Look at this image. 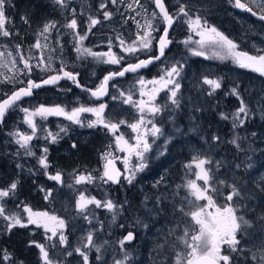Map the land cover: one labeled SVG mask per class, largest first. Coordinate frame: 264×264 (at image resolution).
I'll list each match as a JSON object with an SVG mask.
<instances>
[{"label": "rangeland", "instance_id": "1", "mask_svg": "<svg viewBox=\"0 0 264 264\" xmlns=\"http://www.w3.org/2000/svg\"><path fill=\"white\" fill-rule=\"evenodd\" d=\"M218 2L219 0H164L170 14L175 15L180 4L183 3L187 5V10L193 17L199 15L203 18L205 15L214 25H222L224 27L222 32L238 44L239 50L255 55L258 54V49H264V24L261 25L258 21L252 22L225 5L224 10ZM244 2L248 3L249 0ZM65 3L66 7L63 9L66 16L55 23L56 27L51 30L47 40L53 44L52 50L39 51L34 48L37 51L34 53V50L29 48L25 54H22L24 49L20 48L19 54L16 50L9 58L8 51L4 48L0 49V52H4L0 65H6V67L0 66V85H5L3 81L9 78L18 80L21 73L25 71L23 63L20 62V56L25 59L31 57L29 62L34 66L31 72L36 80L53 74L63 67L68 72L80 73L81 85L93 89L99 85L107 72H115L123 63L136 61L139 57H149L152 53L162 28L159 19L152 21L156 26V30L153 31V37L156 39H153L151 50L128 55L121 50L120 46V40H124L125 45H128L136 40L137 35L142 34L143 29L138 28L137 25L143 26L146 20L151 19L154 11L152 0H139V5L134 0H122V2L118 0L116 5L112 4V0H65ZM81 4L84 5L83 9ZM101 4H105L106 8L101 10ZM129 4H132L134 10L128 9ZM255 10L259 12L258 8ZM103 11L112 13L111 18L105 20ZM89 16L100 21L90 32H88ZM72 19L78 22L77 31L81 30L82 34L87 32L83 47L90 48L94 52H107L111 47V51L116 56L124 57L121 63L112 65L98 62L92 57L78 58L79 55L76 50L73 52L72 47L66 51L71 35L74 37L73 45L76 47L75 35L64 27ZM184 19L183 16L175 19L169 36L172 43L162 61L151 67L152 69L145 70V73L139 72L126 76L125 80L118 83H111L103 102H92L88 97L87 100L69 92L68 89L52 88L39 91L34 99L25 101L21 105L17 104L10 110L13 116L0 130V156L12 160L25 159L23 166L16 168L20 171L18 174L22 175V181L23 178L26 181L31 176H37L40 179L42 176L46 179L45 184L35 182L33 187L29 188L33 194L39 196L34 198L31 208L63 219L65 221L63 234L67 237V243L61 246L58 236L53 237L52 241L46 240L43 228H36L34 225H29L28 228L16 227L8 233L5 231L6 222L2 218H0L1 238L7 239L18 235L26 239L27 244L32 240L44 244L55 264H83V258L74 251L77 247L87 253L89 264H116V261H123L124 264H175L176 253L186 251L177 237L182 235L186 225L191 223L190 217L185 216L184 213L193 210V205L189 203L193 198L189 196L185 185L188 180L195 179L196 169H189L186 166L192 163L193 157L198 156L211 161L206 167L210 170L212 177L210 184L215 191L210 194L219 205L228 203L225 197L232 192L233 187L240 193L231 203L238 209L237 214L242 215L249 224L238 235L241 241L238 246L240 250L231 254L234 257V264H264L262 259L264 257V120L261 121L264 115L259 113L258 109L261 108L248 107L249 115L245 118L244 125L234 129L231 116L238 109L240 102L230 92L238 76L243 73H252L259 79L257 89L263 98L262 106H264V77L240 69L230 60L221 61L213 57L212 52L215 49H205L208 59L204 56H192L188 48L197 46L195 44L186 46L182 43L190 35L187 25L183 22ZM192 38L199 39L194 35ZM40 41L47 42L42 37ZM38 58L44 59L45 63H48L50 59L53 71H41L45 65L39 64ZM12 60H15L16 67L10 72L8 68L12 66ZM177 62L183 65L180 75L175 77L180 84L177 93L179 106L171 104L170 92L167 89L157 95L154 103L162 110L155 116H146V120H152L161 129V134L157 137L147 136L151 147L145 153L143 162L146 167L143 171L136 173V178L131 184L122 176L120 188L109 191L107 189L109 184L100 179L105 163L101 157L108 152L112 153L113 159L119 157L120 159H115V165L123 173L125 167L123 157L126 154L116 150L115 135H123L134 144L136 134L128 125L140 119L139 110L132 104L123 103L124 97H121L120 93L123 92L125 96L131 95L133 101L146 100L147 97L140 96L141 85L138 81L141 78L146 81L158 79L165 69ZM205 77L219 79L221 82V88L211 96L208 95L209 87L203 83ZM25 82L21 83V86ZM146 87L151 89L152 85ZM6 94L1 91L0 86V99ZM100 104L106 105L104 110L106 120L113 123L125 121L124 124H120L116 134L109 133L107 129L100 126L81 127L59 116H49L47 119L35 117L38 130L30 142V149L34 153L32 156L20 149L11 135L14 131L31 134V129L24 123L25 113L21 111L22 108L32 111L41 105L46 107L59 105L66 111H71L80 106L98 107ZM221 113L229 119H221ZM82 119L86 125L87 121L95 117L90 113H84ZM151 127V124L146 123L142 131L150 130ZM61 128L66 131L61 132ZM92 131L104 134L107 139H110V143L106 146L107 150L105 149L97 157L100 160L99 170L88 174L95 178L93 182L76 185L73 177L80 173L71 169L62 172L64 174V176L62 174V184L49 180L44 174L45 169L38 163L39 158L46 155L51 168L50 159L53 161V158L64 157L63 151L56 149L57 146L61 148L58 140L67 141L68 148L75 150L72 147V141L76 139L85 141L90 135L89 132ZM49 132L53 135L59 134L56 142H50L46 138ZM225 135H229L230 138L225 139ZM213 136H218L219 140L213 141ZM235 136L240 137L237 141L240 149L229 142ZM46 146H48V152L45 154L43 149ZM50 150L54 152V157ZM139 163L141 161L133 155L129 168L134 170ZM51 169L48 173L55 174L56 172ZM198 183L203 184L202 181ZM47 192H51V195L45 200ZM81 192L86 197H94L100 201L111 200L116 205V220H112V212L97 208L95 205H89L86 213H79L76 210V200ZM11 196L0 201V205H3L8 212L12 201H10ZM199 203L205 204L206 201ZM17 208L15 212L23 214L22 208L21 210ZM85 215L88 219L84 218ZM90 232L93 235V246L84 248L83 245L87 242L86 237ZM126 232H132L134 239L131 244L121 246L120 241ZM97 247L100 248L99 253L96 251ZM36 250L37 255H40L39 250L37 248ZM1 252L0 250V255H2ZM68 252L73 254L68 256ZM97 257L100 258L97 259ZM3 263L5 262L0 257V264Z\"/></svg>", "mask_w": 264, "mask_h": 264}, {"label": "snow or ice", "instance_id": "2", "mask_svg": "<svg viewBox=\"0 0 264 264\" xmlns=\"http://www.w3.org/2000/svg\"><path fill=\"white\" fill-rule=\"evenodd\" d=\"M56 5L61 8L66 7L65 0H53ZM118 0H112V4L116 5ZM122 2V0H120ZM134 2L139 5V0H134ZM233 7L240 9L245 12L251 13L252 16L257 17L259 20L264 21V0H249L248 3L244 0H229ZM155 8L158 9V13L153 11L151 19L145 21L143 26L137 25L138 28H142V34L137 35L136 40L131 44L125 45L124 40H120L121 50L128 55H136L140 51H148L153 47V31L156 30V26L153 24V20L159 19L163 24L162 34L158 37V54L152 55L147 59H137L135 63H129L122 70L117 72H110L108 75L104 76L101 83L94 89L91 90L90 94L96 99H100L108 92V83L110 80L114 79L116 76H124L125 73L132 72L136 73L139 69L147 68L154 61L160 60L161 57L165 56V49L169 47L172 41L169 39V29L172 28L174 20L178 19L180 16L185 17L184 23L187 25L189 30V37L182 41L186 46L195 44L197 47H189L188 51L192 56H204L205 59L209 57L206 55L205 49H215L212 52V56L224 61L230 60L236 67L240 69H245L253 73H257L264 77V49H258V54H249L246 51L239 50V46L232 39L226 36L223 32L219 31L215 26L209 25L203 18L199 15L193 17L189 14L187 10V5L181 3L177 13L175 15L170 14V12L165 7L164 0H153ZM7 0H0V37L8 38L12 35L9 31L7 25L11 22L6 16L5 7ZM129 10H134L132 4L128 6ZM101 10L106 8L105 4L100 5ZM259 9V12L255 9ZM112 13L109 11H103V17L105 20L111 18ZM21 19L24 23H28L26 16H22ZM88 32L100 23V21L94 17L89 16ZM56 27L55 22H48L44 25L42 30L39 32V36L43 38L44 41L49 39L51 30ZM67 29L71 30L75 35L76 47L75 50L80 57H92L94 60L104 64L118 65L124 57L116 56L112 51L111 47L107 52H94L90 48L83 47V42L87 39V32L80 34L77 32L78 22L76 19H72L70 22L64 25ZM193 35L199 37V39L193 40ZM36 50L43 51L48 48L46 43H41L40 39H37L35 44L31 46ZM17 53L20 52V46H16ZM4 57V52H0V59ZM8 57H12V53L8 52ZM25 57L20 56V62L24 65V72L21 74L30 75L31 69L34 67L30 64L29 60ZM39 64L45 65L41 68V71L50 72L53 71L51 67V62L49 59L48 63L45 60L38 58ZM6 67V65H0ZM16 67L15 60H12V66L8 68V71H13ZM183 65L177 64L172 65L170 68L164 70L163 75L158 79H153L146 81L141 78L138 82L141 85L140 96L147 97V99H141L139 101H133L131 95L125 96L123 92L120 93L121 97H124L123 103L132 104L139 110L140 119L128 125L132 132L135 133V143L132 144L129 140L125 139L123 135H115V145L116 150L125 153L123 157L124 172L122 173L115 165V159H120L116 157L111 158L112 153H105L101 158L105 161L103 165V174L100 179L104 182L110 181L113 184L119 183L121 177L126 180L129 184L133 182L136 178V173L143 171L146 164L143 162L145 159V153L150 150V143L147 140V136L151 135L157 137L161 134V129L157 127L152 120L147 119L146 116H155L162 109L157 106L154 102L157 95L164 90L170 92L169 100L171 104L179 106V101L177 99V93L180 89V84L175 80V77L180 75V70ZM62 73V76H61ZM62 78H66L76 84V87H81V85L76 80V75L71 72L65 71L61 67L55 75H50L48 78L43 79L40 83L34 82L32 79L27 80V86L21 87L19 90L13 91L7 98L0 101V122L3 121L5 115L9 109L14 108L17 102L23 97L31 96L32 90L40 88L42 85H55ZM11 80V78H9ZM9 80L3 82L7 83ZM24 83V81H19ZM203 83L207 85L210 89L208 95H213L218 89L221 88V82L219 79H210L205 77ZM147 85H152L151 89H147ZM171 86V88L169 87ZM85 91H88L85 89ZM231 95L235 96L239 100V107L232 114L231 119L233 120V128L242 127L245 123V118L249 115V108L241 94L238 91V87H233L231 90ZM115 98V97H114ZM106 105L100 104L98 107H86L80 106L73 108L71 111H66L64 107L56 105L51 107L39 106L34 110L30 111L27 108H22L21 111L25 113L24 123L31 129V134L22 133L20 131H14L11 135L14 141L19 145L20 149L25 150L26 154L29 156L34 155L30 149V142L35 137L38 125L35 122V117H40L41 119H47L49 116H59L63 117L65 120L70 121L72 124L80 125L81 127L87 126L88 128H95L97 126L103 127L108 130L109 133L116 134L119 131L120 124H124L125 121H119V123H113L105 119L104 110ZM90 113L95 117L93 120L87 121L86 125L82 119V114ZM221 119H229L228 116L221 113ZM151 124L150 130H143L145 124ZM61 132L66 131V129L61 128ZM58 135H53L51 132L48 133L47 139L50 142H56ZM213 141H218V136H213ZM240 139L239 136H235L231 141V144L240 149V145L237 141ZM73 148L76 147L75 144L72 145ZM43 152L46 154L48 149L45 147ZM135 155L141 163H139L134 170L129 168V164L132 156ZM39 165L45 169V176L51 181L56 183H63L62 174L58 171L55 174L48 173L47 169L49 164L47 161V156L42 155L38 160ZM211 163L210 160L206 158H199L198 156L193 157L192 163L187 165L189 169L195 168L194 173L195 179L188 180L185 188L188 191L189 196L193 198L189 201L193 205V210L185 212V216H189L191 223L186 225L183 234L178 236L177 239L181 242L183 247L186 249L185 252H177L175 264H234V257L232 253H236L238 246L241 241L238 239V235L243 231L245 226H248L249 222L245 220L242 215H238V209L231 203L233 198L239 196L240 193L233 187L231 193L227 194L225 199L228 203L225 205H219L213 196L210 194L215 191L211 187V175L210 170L206 167ZM239 167V166H238ZM74 183L80 185L83 183H92L95 179L91 175H74ZM202 181L203 184L198 182ZM223 183V181H221ZM17 182L13 181L7 188L0 189V201L5 198L10 197L15 193L17 189ZM43 191V189H41ZM51 192L45 194V200L49 198ZM206 201L205 204L199 202ZM89 205H95L97 208H104L108 212L113 213L112 220H116L115 209L116 205L111 200L100 201L94 197H86L83 192L80 193L78 199L76 200V210L79 213H86ZM22 208V213L12 212L9 213L7 209L0 205V218H2L5 224V231L11 233L16 227L28 228L29 225H34L36 228H43L45 232V239L52 241L53 237H59L60 245L63 246L67 243V237L63 234V229L65 228V221L60 219L55 215H50L48 212L34 211L31 207L25 204L18 205ZM26 214V215H24ZM88 219V216H84ZM139 223V221H137ZM50 233V235H48ZM134 239V234L129 232L120 241L121 246L127 242H131ZM86 243L83 245L84 248H90L93 246V235L90 232L86 237ZM29 247L34 246L39 250L40 260L42 264H55V261L49 255L48 248L41 243L34 240L29 241ZM53 246H55L53 244ZM163 247V245H161ZM75 253L83 258V264H89V258L86 252L82 251L80 247H77ZM96 251L99 253L100 248L97 247ZM73 253L68 252L67 255L71 256ZM100 257H97L99 259ZM5 264L12 259L7 251L4 252L2 257ZM127 259V257H125ZM264 259V257H262ZM20 264H23L21 261ZM116 264H124L123 261H116Z\"/></svg>", "mask_w": 264, "mask_h": 264}, {"label": "trees", "instance_id": "3", "mask_svg": "<svg viewBox=\"0 0 264 264\" xmlns=\"http://www.w3.org/2000/svg\"><path fill=\"white\" fill-rule=\"evenodd\" d=\"M218 3L219 6L223 7V9L225 6H227L231 10H233L232 5L229 1L219 0ZM81 8L82 9L84 8L83 4H81ZM5 12H6V16L11 21L7 25V27L9 31L12 33V35L8 38L0 37V49L4 48L8 52H11L12 54L16 52L17 45H19L20 48L24 49V52H21L22 54H25L29 48L33 49L34 53H36L37 51L31 46L35 44L37 39H40L39 32L44 27V25L48 22L57 23V21L61 17L66 16L65 9L61 8L59 5H56L53 2V0H7ZM240 15L247 17L252 22H256L251 18H249L247 15H244L243 13ZM22 16L27 17L28 23H24V21L21 19ZM80 17L84 19L83 16ZM203 20H205L209 25L215 26L221 32L222 29H224L222 25L219 24L214 25V23H212V21H210L205 15L203 16ZM258 23L261 25L264 24L263 22H259V21ZM254 25L255 24H253V26ZM77 32L82 34L81 30ZM69 39L71 41H69L70 43L66 47L68 50L66 51H69L70 48L72 47L74 52L75 46L73 45L74 44L73 35H71ZM46 44L48 45V48L46 50L47 51L52 50L53 44L48 41L46 42ZM153 53H154V49L152 50V53L149 56H151ZM77 55L80 54L77 53ZM141 58H145V57H139L138 59ZM131 62H134V60ZM131 62H127V63H131ZM127 63H123L122 66ZM155 65L156 64L152 65V68ZM74 73L78 74L79 83H80L81 74L78 73L77 71H74ZM32 74H33L32 72H30V75L21 74L18 77L19 78L18 80L17 79L9 80V82L5 83V85H0L1 91L5 93H9L15 88L21 86V83L19 81H27L28 79L36 80V78L33 77ZM118 82L120 81H116L113 83H118ZM258 83H259V79L257 76H255L252 73H243L241 76H238L236 78L234 87H238L239 93L241 94L242 98L244 99V101L246 102L249 108L257 106V108H261L258 109L259 113L261 115H264V109L262 108L264 107L262 106L263 98L257 89ZM54 88L63 89V90L68 89L69 92L80 95L81 97L88 100L87 95L76 91L71 87L70 84L61 83ZM38 93L39 92L35 93L32 99H34ZM23 103H25V101L17 102L18 105H21ZM219 105L222 106V104ZM10 110L11 109H9V111L5 115L3 121L0 122V130H2L4 123L7 122V120L11 118V116H13V114L10 113ZM220 110H222V107H220ZM223 110H225V106H223ZM262 117L263 118L261 121L264 120V116ZM70 131H72V129H70ZM89 133L90 135L85 139V141H83L84 139H76L72 141V143L76 145L75 150H71L72 148L70 149L68 148L69 146L67 141L58 140L59 142L58 145L61 148L59 149L57 146L56 149L63 151L64 157L53 158L54 159L53 161L52 159H50L51 161L50 166L52 169L48 168L47 171L51 169L53 170V172L59 171L61 174H63L62 173L63 171H70L71 169V171H75L80 174L83 173L84 175H88L89 172H97V170H99L100 168V160L97 159V157L101 152H103L107 148L106 146L110 143V139H107V136L99 132L93 133L92 131ZM229 138H230L229 135H225V139H229ZM46 148H48V146H46ZM49 152H51L54 157V152L51 150ZM65 159L68 160L65 161ZM58 161L62 163H59ZM25 162L26 161L24 158L12 160L10 158L5 159V157L0 156V172H2V174L0 173V189L7 188L13 181H17L18 179L17 189L10 199V201L11 200L12 201L10 203L11 206L9 213L15 212V209L18 207V205L21 204H25L31 207L35 201L34 198L36 199V197L39 196L37 194H33V191L29 188L33 187L35 182L39 184L46 183V179L42 176L41 179L37 176L34 177L31 176L28 177L29 182H27L28 178L26 181L25 178H23L22 181V175L18 174L20 173V171L16 170V168L23 166V163ZM57 162L58 164L56 165ZM119 184L120 182L114 186L108 185L107 189L109 191L111 190L116 191V189L118 190ZM118 195L119 194H117V196ZM17 209L21 210V207H18ZM28 245L29 244H27L26 239L20 238L18 235L10 236L7 239L1 238L0 236V250L2 251L1 252L2 255H0V257H3L4 252L7 251V253H9L10 256L12 257V259L8 262V264H20L21 261L23 262V264H42L40 260V255H37L36 248L33 246L29 247Z\"/></svg>", "mask_w": 264, "mask_h": 264}, {"label": "water", "instance_id": "4", "mask_svg": "<svg viewBox=\"0 0 264 264\" xmlns=\"http://www.w3.org/2000/svg\"><path fill=\"white\" fill-rule=\"evenodd\" d=\"M223 1H229V0H223ZM152 5H153V9H154V11H156V12L158 13V9L155 8V5H154V3H153V0H152ZM231 5H232V4H231ZM232 8H233L234 11H236L237 13H240V14L243 13L244 15H247V16H248L249 18H251L252 20H255V21H259V22H263V23H264V21H261V20H259L257 17L252 16L251 13H249V12L242 11V10H240V9H237V8L233 7V6H232ZM174 22H175V20H174ZM161 23H162V22H161ZM171 29H172V28L169 29V36H170V33H171ZM162 30H163V24H162V28H161V31H160L159 36L162 34ZM159 36H158V37H159ZM169 39H170V38H169ZM157 40H158V38L156 39L155 44H154L155 54H158V43H157ZM169 47H170V45H169ZM169 47H168L167 49H165V53L167 52V50L169 49ZM163 57H164V56H163ZM163 57H161L160 60L154 61V62H153L152 64H150L147 68L139 69L136 73L128 72V73H125V75L122 76V77H121V76H116L114 79H112V80L109 81V83H108V88H109V85H110L111 83L116 82V81L124 80V78H125L126 76H132V75L137 74V73H139V72H142V71L148 70L149 68L152 67V65L161 62L162 59H163ZM147 58H148V57H146V58H141V59H147ZM135 62H137V60L134 61V62H131V63H135ZM128 64H129V63L124 64V65H123L119 70H117V71L122 70L123 67H126ZM59 69H60V68H59ZM59 69H58V70H59ZM58 70H57V71H58ZM65 71H67V70H65ZM117 71H115V72H117ZM56 73H57V72H55V73H53V74H50V75H55ZM109 73H110V72H107L104 76L108 75ZM73 74L76 75V80H77V82L79 83V76H78V74H77V73H73ZM50 75H48V76H50ZM48 76L43 77V78H41V79L33 80V81H34V82H37V83H40L43 79L48 78ZM61 76H62V73H61ZM104 76H103V78H104ZM103 78H102V80H103ZM102 80H101V81H102ZM101 81H100V83H101ZM61 83H67V84H70L71 87H72L73 89H75L76 91H78V92H80V93H83V94L87 95L88 98H89L92 102H95V103L103 102V101L106 99L107 94H108V92H107V94L104 95L103 97H101L100 99H96V98L92 97L91 94H90L91 90H94L95 88L92 89V88H89V87L83 86V85H81L80 83H79V84L81 85V87H76V84H75L74 82H72V81H70V80H68V79H66V78H62V79H61L57 84H55V85H42L40 88L33 89V90H32V93H33V94H32L31 96L23 97L20 101H28V100H31L32 97H33V95H34L35 93H37V92H39V91H41V90L54 88V87L58 86V85L61 84ZM100 83H99V84H100ZM26 86H27V81L25 82V84H24L23 86H19V87L15 88L14 90L10 91L9 93H7L3 98L0 99V101H2L3 99L7 98V96L10 95L13 91H15V90H19L21 87H26ZM85 89H87L88 91H85ZM20 101H18V102H20ZM116 167H117V166H116ZM117 168H118V167H117ZM118 169H119V168H118ZM119 170H120V169H119ZM106 183H108L109 185H112V186L118 184V183L113 184V183H111L110 181H108V182H106ZM34 211H41V210H34ZM41 212H42V211H41ZM128 233H129V232L125 233V234H124V237H125ZM131 242H132V241H131ZM131 242H127V243H125V244L129 245V244H131Z\"/></svg>", "mask_w": 264, "mask_h": 264}, {"label": "flooded vegetation", "instance_id": "5", "mask_svg": "<svg viewBox=\"0 0 264 264\" xmlns=\"http://www.w3.org/2000/svg\"><path fill=\"white\" fill-rule=\"evenodd\" d=\"M171 45V44H170ZM169 50V49H168ZM167 53V52H166ZM152 55H155V50H154V53L152 54ZM151 55V56H152ZM150 57V56H149ZM146 58V57H145ZM145 72V71H144ZM141 73H143V72H141ZM122 172V171H121ZM122 178V177H121ZM120 181H121V179H120Z\"/></svg>", "mask_w": 264, "mask_h": 264}, {"label": "bare ground", "instance_id": "6", "mask_svg": "<svg viewBox=\"0 0 264 264\" xmlns=\"http://www.w3.org/2000/svg\"><path fill=\"white\" fill-rule=\"evenodd\" d=\"M52 89V88H51Z\"/></svg>", "mask_w": 264, "mask_h": 264}]
</instances>
